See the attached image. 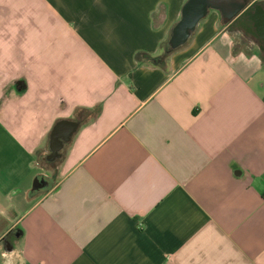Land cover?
<instances>
[{
  "label": "crops",
  "instance_id": "0c3cea01",
  "mask_svg": "<svg viewBox=\"0 0 264 264\" xmlns=\"http://www.w3.org/2000/svg\"><path fill=\"white\" fill-rule=\"evenodd\" d=\"M185 1L0 3V264H264V48L213 9L166 53Z\"/></svg>",
  "mask_w": 264,
  "mask_h": 264
},
{
  "label": "water",
  "instance_id": "95a60500",
  "mask_svg": "<svg viewBox=\"0 0 264 264\" xmlns=\"http://www.w3.org/2000/svg\"><path fill=\"white\" fill-rule=\"evenodd\" d=\"M252 4L244 0H186L182 6L181 17L172 27L168 44L171 50H175L186 44L197 30L200 22L204 19L211 10H217L225 17L228 22H237L249 12ZM264 33V27L260 29ZM69 124L64 135L65 142L72 139L73 134L77 130L79 124L76 121L59 122L52 132V143L58 147H53L51 159L59 157V150L63 148L64 142L60 140V131L64 123ZM47 184L43 176L36 177L33 184V189H39Z\"/></svg>",
  "mask_w": 264,
  "mask_h": 264
},
{
  "label": "flooded vegetation",
  "instance_id": "af4514ba",
  "mask_svg": "<svg viewBox=\"0 0 264 264\" xmlns=\"http://www.w3.org/2000/svg\"><path fill=\"white\" fill-rule=\"evenodd\" d=\"M247 1V0H244ZM252 4L251 9L247 12L243 18L237 22H233L228 29L232 32L241 33L243 32V40L245 42L254 39L258 44L259 48H264L263 41L261 39L264 37L263 33L260 32L259 28L263 26L258 20H264V0H248ZM224 20L225 17H223ZM47 158L52 157V152H49Z\"/></svg>",
  "mask_w": 264,
  "mask_h": 264
},
{
  "label": "rangeland",
  "instance_id": "374dc122",
  "mask_svg": "<svg viewBox=\"0 0 264 264\" xmlns=\"http://www.w3.org/2000/svg\"><path fill=\"white\" fill-rule=\"evenodd\" d=\"M7 1H9V3L12 5L9 8L15 9V14H14L15 17H18L20 15L19 12H21V14H23V16H24L23 17L21 15L20 17H18L21 20L17 19L15 21L11 22L10 25H15L17 27V29L20 30V34H21L22 30H25L28 33V35H31L32 33H34V28H35V24L33 21L34 15L33 14L29 15L28 10L33 11L35 9V7L27 5V3L33 4L32 3L33 0H0V3H4ZM48 1H50V0H48ZM26 15H27V17L25 18ZM32 25H33V27H32ZM10 27H13V26H10ZM40 27L42 29H45V28L47 29V28H49V25L46 26L45 23H41ZM20 38H21V35H20Z\"/></svg>",
  "mask_w": 264,
  "mask_h": 264
},
{
  "label": "clouds",
  "instance_id": "9594fccd",
  "mask_svg": "<svg viewBox=\"0 0 264 264\" xmlns=\"http://www.w3.org/2000/svg\"><path fill=\"white\" fill-rule=\"evenodd\" d=\"M240 59H241V60H245V59H246L245 56H244V53H240ZM252 61H255V63H256L257 66H259L260 63H261V61L259 60V58L256 57V56H253V57L251 58V61H246V63H248L249 66H250Z\"/></svg>",
  "mask_w": 264,
  "mask_h": 264
},
{
  "label": "trees",
  "instance_id": "16d2710c",
  "mask_svg": "<svg viewBox=\"0 0 264 264\" xmlns=\"http://www.w3.org/2000/svg\"><path fill=\"white\" fill-rule=\"evenodd\" d=\"M163 49L165 50L166 53L169 51L170 46L168 45V43L163 44Z\"/></svg>",
  "mask_w": 264,
  "mask_h": 264
}]
</instances>
